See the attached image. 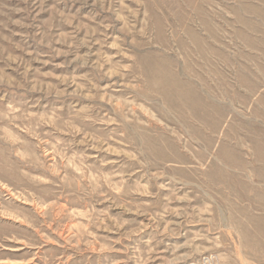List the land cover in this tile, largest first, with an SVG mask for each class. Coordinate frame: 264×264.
Masks as SVG:
<instances>
[{"label":"rangeland","instance_id":"rangeland-1","mask_svg":"<svg viewBox=\"0 0 264 264\" xmlns=\"http://www.w3.org/2000/svg\"><path fill=\"white\" fill-rule=\"evenodd\" d=\"M0 264H264V0H0Z\"/></svg>","mask_w":264,"mask_h":264}]
</instances>
